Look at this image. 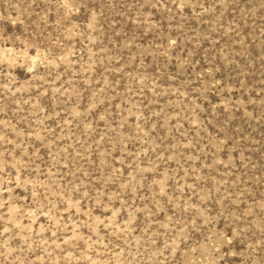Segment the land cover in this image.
<instances>
[{
    "label": "rangeland",
    "instance_id": "1",
    "mask_svg": "<svg viewBox=\"0 0 264 264\" xmlns=\"http://www.w3.org/2000/svg\"><path fill=\"white\" fill-rule=\"evenodd\" d=\"M0 264H264V0H0Z\"/></svg>",
    "mask_w": 264,
    "mask_h": 264
}]
</instances>
